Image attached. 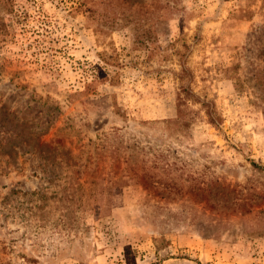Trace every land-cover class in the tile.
<instances>
[{"label":"rangeland","instance_id":"374dc122","mask_svg":"<svg viewBox=\"0 0 264 264\" xmlns=\"http://www.w3.org/2000/svg\"><path fill=\"white\" fill-rule=\"evenodd\" d=\"M0 264H264V0H0Z\"/></svg>","mask_w":264,"mask_h":264}]
</instances>
